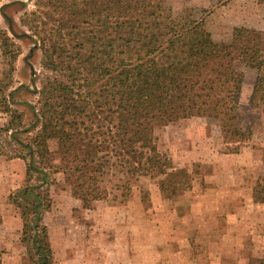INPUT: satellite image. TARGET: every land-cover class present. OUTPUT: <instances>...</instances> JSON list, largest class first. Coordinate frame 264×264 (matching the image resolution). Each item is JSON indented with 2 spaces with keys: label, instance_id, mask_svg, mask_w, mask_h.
Here are the masks:
<instances>
[{
  "label": "trees",
  "instance_id": "1",
  "mask_svg": "<svg viewBox=\"0 0 264 264\" xmlns=\"http://www.w3.org/2000/svg\"><path fill=\"white\" fill-rule=\"evenodd\" d=\"M34 2L21 17L32 30L24 35L35 36L42 65L54 75L38 90L36 121L29 126L9 102L16 88L0 90V113L9 115L0 124V150L1 133L11 131L22 147L11 156L27 163L26 182L9 195L23 219L25 258L29 264H50L53 248L43 218L52 207L56 173L63 172L84 208L108 196L105 176L114 166L132 175L164 174L160 187L170 196L190 187L192 174L162 154L156 127L207 117L219 123L226 151L240 152L251 141L253 128L242 125L240 102L250 70L256 74L251 103H264V29L235 25L228 39L216 40L193 7L176 14L167 0ZM7 18L11 26L13 19ZM12 39L0 27L1 45ZM260 185L253 192L257 202L264 201ZM249 263L264 264V252Z\"/></svg>",
  "mask_w": 264,
  "mask_h": 264
},
{
  "label": "rangeland",
  "instance_id": "2",
  "mask_svg": "<svg viewBox=\"0 0 264 264\" xmlns=\"http://www.w3.org/2000/svg\"><path fill=\"white\" fill-rule=\"evenodd\" d=\"M167 2L176 14H181L187 6L193 7L196 17L205 18V26L216 40L228 39L235 25L264 29V1ZM35 7L34 0H0V27L7 29L13 37V43L6 47L0 40V90L8 93L16 88L9 96V102L23 114L25 126L36 121L33 106L38 103V90L48 76L54 75L42 65V50L36 45L35 36L24 35L32 30L22 24L21 17ZM7 16L13 19L11 26L13 23L15 31ZM15 53L17 57L13 59ZM255 77L253 71H246L240 102L242 125L253 128V137L241 145L240 161L244 169L240 168L239 174L246 180L252 176V196L258 181L261 182L259 187H264V103L258 106L251 103ZM8 119L7 113H0L1 125ZM155 134L162 154L176 168L185 167L191 172L190 187L168 196L160 187L164 174L132 175L120 172L114 166L105 176L109 189L106 198L99 200L93 208L75 207L73 212L68 208L65 213L59 206H81V202L72 195L63 172L56 173L50 185L52 207L44 213L57 242L54 252L58 261L55 264H60L65 257L78 258L79 264H250L251 257L263 254L264 201L252 202L244 195L245 191L237 189L242 201L229 202L225 198L226 211H221L218 208L222 206L220 200L213 194L217 187L214 175L218 172L215 161L227 171L232 159L225 161L220 159L221 156L240 153L226 151L229 146L223 141L219 123L207 117L193 116L158 126ZM26 135L25 132L16 133L22 139ZM1 140L4 148L0 150V163L5 158H14L11 154L17 152L16 148H22L12 138L11 131L2 132ZM56 147L57 141H51L52 150ZM251 149L254 154L246 155ZM54 160L58 162L59 158ZM7 203L1 205V210L2 206H9ZM202 210H206L205 214ZM215 211L222 212L225 215L222 221L227 223L226 219H230L229 225L235 228L249 225L248 233L240 230L238 237L234 234L232 241L227 239L223 243L218 242L215 235L210 239V235L220 229L219 223L213 221ZM8 248V241L0 242V264Z\"/></svg>",
  "mask_w": 264,
  "mask_h": 264
},
{
  "label": "crops",
  "instance_id": "3",
  "mask_svg": "<svg viewBox=\"0 0 264 264\" xmlns=\"http://www.w3.org/2000/svg\"><path fill=\"white\" fill-rule=\"evenodd\" d=\"M248 153L254 154V151L251 149V151H246V155ZM240 155L242 153H233L232 156H221L220 159L225 160L226 159H232V162L230 165H228V170L226 171L224 166L221 165V163L215 161V167L218 172H215L214 179L217 182V187L215 188V196H217V199L220 200L221 205L218 206V208L221 211H226L225 207V198H228V201L231 200L234 201L236 199H239L242 201L241 193L238 190L245 191L244 195L250 198V200L253 202L254 198L252 196V188H251V179L252 176H249V180H246V178L240 176L239 169H244V166L242 162L240 161ZM227 157V158H226ZM27 172V163L26 160L22 157H14V158H5L0 163V200L1 205H3L5 202L9 200V195L11 192H13L17 187L21 185V183L26 180V173ZM218 191H217V190ZM238 189V190H237ZM248 192V195L246 193ZM72 192V191H71ZM238 193V194H237ZM73 195V194H72ZM237 196L239 198H237ZM75 197V196H74ZM77 198V197H76ZM253 198V200H252ZM79 199V198H77ZM80 200V199H79ZM223 201V202H221ZM81 202V201H80ZM9 206H2V215H3V222L0 225V242H4V240L8 241L9 248L8 252L4 255V258L2 259L1 264H29L27 263L25 256L27 253V248L23 244L21 239V232L23 228V219L21 216V212L17 206H14L13 203L9 201L7 203ZM11 205V206H10ZM63 207L65 210V213H67L68 208L73 212L74 208H79L81 206H59ZM199 206H196L198 209ZM246 206H244L243 209H245ZM200 208V207H199ZM224 208V209H223ZM223 209V210H222ZM205 214L206 210H202ZM216 212V211H215ZM73 213L71 214V216ZM216 216H214L213 221L218 222L220 229L218 230V233H213L210 235V239L214 237L218 240V242L225 240L234 239V234L238 237L240 235V230L244 231L243 233H248L249 225L244 224V227L241 226L240 229L233 227V225H229L230 219H226L228 221L225 223L222 221V218H225V215L222 214V212L217 211L215 213ZM230 215V214H229ZM46 215L44 216V221L46 224L49 225V234H50V240L51 245L53 248V260L50 264H55L56 261H58L57 254H55V248L57 246L56 239H53V230L52 225L49 224V222L46 220ZM246 227V228H245ZM63 229V227H62ZM245 229V230H244ZM61 233V230H60ZM224 248V245L223 247ZM1 250V249H0ZM234 257V255H232ZM79 259L74 257H65L60 264H79Z\"/></svg>",
  "mask_w": 264,
  "mask_h": 264
}]
</instances>
